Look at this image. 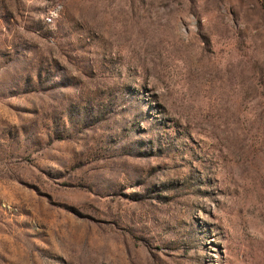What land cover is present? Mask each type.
Masks as SVG:
<instances>
[{"label":"rangeland","instance_id":"rangeland-1","mask_svg":"<svg viewBox=\"0 0 264 264\" xmlns=\"http://www.w3.org/2000/svg\"><path fill=\"white\" fill-rule=\"evenodd\" d=\"M0 264H264V0H0Z\"/></svg>","mask_w":264,"mask_h":264}]
</instances>
